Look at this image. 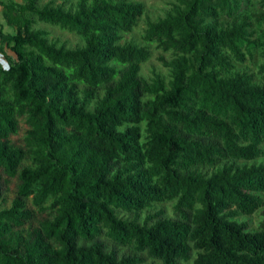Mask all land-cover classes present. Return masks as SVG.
Listing matches in <instances>:
<instances>
[{"label":"trees","instance_id":"16d2710c","mask_svg":"<svg viewBox=\"0 0 264 264\" xmlns=\"http://www.w3.org/2000/svg\"><path fill=\"white\" fill-rule=\"evenodd\" d=\"M250 1L174 0L147 20L143 39L171 57L157 56L167 78L145 79L147 46L119 43L141 2L0 0V264H264V211L255 229L236 218L264 200V10ZM253 53L255 71L234 69ZM168 200L171 216L147 210Z\"/></svg>","mask_w":264,"mask_h":264},{"label":"rangeland","instance_id":"374dc122","mask_svg":"<svg viewBox=\"0 0 264 264\" xmlns=\"http://www.w3.org/2000/svg\"><path fill=\"white\" fill-rule=\"evenodd\" d=\"M21 1V0H16ZM142 3L143 5V12L138 17L137 22L135 26H133L130 30L126 32L121 33V38L119 39V43L122 42H133L139 46L145 45L147 46L149 50V56L142 62L139 63V70L138 73L144 77L145 79H149L151 76H153L154 73H159L163 77H168V69L164 65L161 64V62L158 60L157 56L159 54H162L163 57L169 58L171 57V53L168 51L162 52L158 46L155 45L152 41H145L143 39V31L146 27V21L147 20H155L159 17H162L165 12H167L174 0H137ZM249 8L253 10L263 9L264 7L259 4L257 0H251L249 2ZM0 21L3 24V19L0 16ZM38 27L43 28L47 34L46 37L48 40L55 42L58 44H63L65 47H75L82 44V38L76 35L73 32L67 31L65 29H61L56 25H50L43 22H37L36 24ZM2 30L10 32L12 30L11 26H8L6 24L2 25ZM5 50L8 52L7 46H4ZM0 64L5 67L6 61L4 57L0 54ZM234 69L235 70H241V69H247L251 71H255L256 67V55L253 53L251 57L247 56L245 61L243 63L234 62ZM232 70L224 71L223 73H231ZM140 129L143 133V122H139ZM23 127L20 126L18 129V132L14 135H12V138L16 139L18 138L22 133ZM143 137V135H142ZM264 156L258 157L252 161L257 162L259 160H263ZM238 162H244L243 160H238ZM249 163L250 161H246ZM213 167H202V170L210 171L211 169H214ZM264 198V192L260 193ZM3 199H0V208L1 207H7L10 203V198L12 196V191H6L3 195ZM173 202L174 200H168V201H161L154 203L151 207H149L147 210L154 211L156 209H163L164 214L167 216H171L173 214ZM47 203V202H46ZM45 203V204H46ZM264 211V200L261 206L257 207L252 213L250 214H242L236 216L239 220H245L248 223L249 229H255L257 225V221L259 220L261 216V212ZM41 213H39V216ZM144 215V211H141L139 214V218H141ZM194 256V253H192L191 258ZM151 259L146 258L145 262H149Z\"/></svg>","mask_w":264,"mask_h":264},{"label":"built area","instance_id":"2783aa9c","mask_svg":"<svg viewBox=\"0 0 264 264\" xmlns=\"http://www.w3.org/2000/svg\"><path fill=\"white\" fill-rule=\"evenodd\" d=\"M0 54L2 55V53L0 52ZM2 57H3V55H2Z\"/></svg>","mask_w":264,"mask_h":264},{"label":"clouds","instance_id":"9594fccd","mask_svg":"<svg viewBox=\"0 0 264 264\" xmlns=\"http://www.w3.org/2000/svg\"><path fill=\"white\" fill-rule=\"evenodd\" d=\"M5 67H7V66L5 65Z\"/></svg>","mask_w":264,"mask_h":264}]
</instances>
